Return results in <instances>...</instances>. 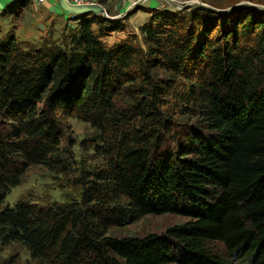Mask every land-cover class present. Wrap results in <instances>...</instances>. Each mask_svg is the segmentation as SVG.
<instances>
[{"label": "trees", "instance_id": "16d2710c", "mask_svg": "<svg viewBox=\"0 0 264 264\" xmlns=\"http://www.w3.org/2000/svg\"><path fill=\"white\" fill-rule=\"evenodd\" d=\"M232 8L155 9L113 45L124 20L95 14L61 40L0 38V264L14 243L34 264H264V10ZM66 118L93 157L63 144ZM33 166L74 196L2 208ZM165 214L190 220L108 235Z\"/></svg>", "mask_w": 264, "mask_h": 264}, {"label": "rangeland", "instance_id": "374dc122", "mask_svg": "<svg viewBox=\"0 0 264 264\" xmlns=\"http://www.w3.org/2000/svg\"><path fill=\"white\" fill-rule=\"evenodd\" d=\"M15 0H9L4 5L3 10ZM30 6L22 11L18 20L12 16L3 17L0 13V38L5 37L9 32H14L22 42L37 43L42 39L53 38L61 40L63 35L69 34L77 29L78 21L73 16L61 11L58 13H48V15L36 14V8L41 6L39 0H30ZM89 2V0H87ZM96 0L93 3L101 4L109 13L110 17L124 20L126 24L125 32H116L105 39L108 45H113L131 34H136L141 38L139 27L142 26L150 17V12L155 9H175L166 0ZM181 5L203 3L214 9L226 11L240 3L254 4L264 8V0H174ZM58 3V1L56 0ZM140 2L137 9L133 10L134 5ZM72 3V2H71ZM211 3H218L220 6L214 7ZM44 4V3H43ZM75 4V3H73ZM227 7V8H226ZM191 8V7H190ZM43 9V8H41ZM44 11V10H43ZM102 16V15H101ZM63 144L73 145L75 156L81 159L93 157V151L83 150L80 147L82 141L95 135V131L88 123L81 122L74 118H66L62 121ZM71 194V195H70ZM74 196V192L65 189L62 182L55 179V176L48 169L41 166L31 167L25 174L21 184L7 196L2 208L10 205L13 207L19 199H28L36 203H49L51 201L65 200L66 196ZM68 196V197H69ZM190 218L176 215H148L139 221L128 223L122 227H113L108 235L124 237L143 238L150 234L162 235L168 228L183 224ZM11 257L16 259V264H34L29 252L19 243H14L6 247L2 253V261L6 262ZM178 264V263H171Z\"/></svg>", "mask_w": 264, "mask_h": 264}, {"label": "water", "instance_id": "95a60500", "mask_svg": "<svg viewBox=\"0 0 264 264\" xmlns=\"http://www.w3.org/2000/svg\"><path fill=\"white\" fill-rule=\"evenodd\" d=\"M59 1V5L60 8L62 9L63 12L70 14L71 16H80V15H85V14H95V15H102L104 18L106 19H118V18H113L110 17L108 11L99 3H91L89 5H72L69 3L68 0H58ZM169 4H171L173 7H175L177 10H186L190 7H192V4H188V5H181L177 2H175L174 0H166ZM140 2H137L134 5V8H132L133 10H138L137 7L139 5ZM193 6H198V7H203L218 13H228L230 12L232 9L231 8L229 10L226 11H221L219 9H214L212 7H210L209 5L203 4V3H195L193 4ZM242 6H251V7H256L259 8L261 10H264L263 7L254 5V4H248V3H240L237 6H235L236 8L238 7H242Z\"/></svg>", "mask_w": 264, "mask_h": 264}, {"label": "crops", "instance_id": "0c3cea01", "mask_svg": "<svg viewBox=\"0 0 264 264\" xmlns=\"http://www.w3.org/2000/svg\"><path fill=\"white\" fill-rule=\"evenodd\" d=\"M95 1L96 0H89V3H93ZM8 2H9V0H0V13L3 11L4 5L7 4ZM41 8H43V9H41ZM60 10L62 11V9L60 8V5H59V1L57 3L56 0H45L44 4H42L41 6H39L38 8H36V14H39V15H42V14L48 15V13H54V12L56 14H58V13L61 14V11Z\"/></svg>", "mask_w": 264, "mask_h": 264}, {"label": "built area", "instance_id": "2783aa9c", "mask_svg": "<svg viewBox=\"0 0 264 264\" xmlns=\"http://www.w3.org/2000/svg\"><path fill=\"white\" fill-rule=\"evenodd\" d=\"M70 4L72 5H89L91 3H89L87 0H68ZM45 2V0H39V3H41V5ZM75 3V4H73Z\"/></svg>", "mask_w": 264, "mask_h": 264}, {"label": "bare ground", "instance_id": "6f19581e", "mask_svg": "<svg viewBox=\"0 0 264 264\" xmlns=\"http://www.w3.org/2000/svg\"><path fill=\"white\" fill-rule=\"evenodd\" d=\"M146 1H147V0H141L140 2H144V3H145ZM70 3H71V2H70Z\"/></svg>", "mask_w": 264, "mask_h": 264}]
</instances>
